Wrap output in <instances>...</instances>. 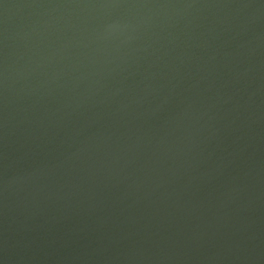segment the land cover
Instances as JSON below:
<instances>
[{
	"label": "water",
	"instance_id": "obj_1",
	"mask_svg": "<svg viewBox=\"0 0 264 264\" xmlns=\"http://www.w3.org/2000/svg\"><path fill=\"white\" fill-rule=\"evenodd\" d=\"M0 264H264V0H0Z\"/></svg>",
	"mask_w": 264,
	"mask_h": 264
}]
</instances>
